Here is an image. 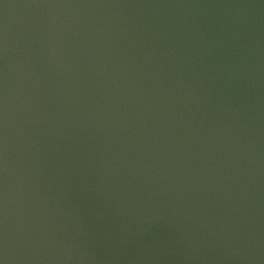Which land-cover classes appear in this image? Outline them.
Wrapping results in <instances>:
<instances>
[{
  "label": "water",
  "instance_id": "water-1",
  "mask_svg": "<svg viewBox=\"0 0 264 264\" xmlns=\"http://www.w3.org/2000/svg\"><path fill=\"white\" fill-rule=\"evenodd\" d=\"M0 264H264V0H0Z\"/></svg>",
  "mask_w": 264,
  "mask_h": 264
}]
</instances>
